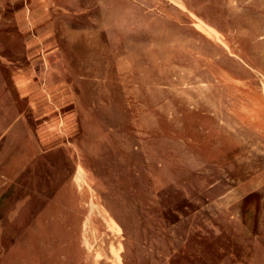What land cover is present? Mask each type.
Instances as JSON below:
<instances>
[{
  "label": "rangeland",
  "instance_id": "rangeland-1",
  "mask_svg": "<svg viewBox=\"0 0 264 264\" xmlns=\"http://www.w3.org/2000/svg\"><path fill=\"white\" fill-rule=\"evenodd\" d=\"M0 264H264V0H0Z\"/></svg>",
  "mask_w": 264,
  "mask_h": 264
}]
</instances>
